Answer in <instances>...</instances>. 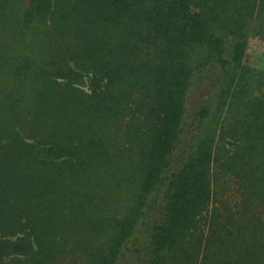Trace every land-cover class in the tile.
I'll return each instance as SVG.
<instances>
[{
	"label": "trees",
	"instance_id": "trees-1",
	"mask_svg": "<svg viewBox=\"0 0 264 264\" xmlns=\"http://www.w3.org/2000/svg\"><path fill=\"white\" fill-rule=\"evenodd\" d=\"M0 264H264V0H0Z\"/></svg>",
	"mask_w": 264,
	"mask_h": 264
}]
</instances>
